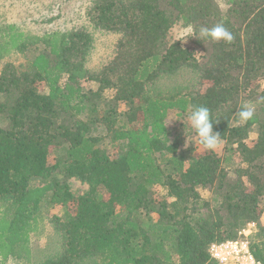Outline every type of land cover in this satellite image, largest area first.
Returning <instances> with one entry per match:
<instances>
[{
	"label": "trees",
	"instance_id": "trees-1",
	"mask_svg": "<svg viewBox=\"0 0 264 264\" xmlns=\"http://www.w3.org/2000/svg\"><path fill=\"white\" fill-rule=\"evenodd\" d=\"M225 3L223 12L215 0H92L83 26L38 36L0 21V60L41 43L23 65L0 68L3 260L26 247L45 201L66 210L52 219L60 252L40 264H218L209 245L251 222L249 248L264 264V0ZM220 21L232 44L171 41L175 24ZM98 31L116 39L91 68ZM184 68L193 85L152 90ZM244 103L254 118L241 123ZM193 105L220 120L221 143L184 157L164 119ZM72 177L88 185L81 195Z\"/></svg>",
	"mask_w": 264,
	"mask_h": 264
},
{
	"label": "rangeland",
	"instance_id": "rangeland-1",
	"mask_svg": "<svg viewBox=\"0 0 264 264\" xmlns=\"http://www.w3.org/2000/svg\"><path fill=\"white\" fill-rule=\"evenodd\" d=\"M92 0H0V21L15 24L20 30L31 35H39L51 30H64L73 26H83L84 14ZM221 11L224 12L229 5L225 0H215ZM189 26L178 23L170 30L171 41L182 39L183 44H189L190 34L187 33ZM116 36L98 31L93 43V52L88 60V66L96 68L108 58L111 47ZM41 43L30 46L25 53L13 52L0 60V68L5 61L16 65H23L29 60L32 51L40 47ZM196 82L195 74L189 69H182L174 75L159 78L151 86L152 90H165L167 92L177 88L189 87ZM92 85V84H91ZM89 87L90 84H85ZM93 86V85H92ZM188 113L179 114L178 111H169L164 119V125L168 134V143H174L178 152L184 157L191 153L203 150L198 136L192 132L187 119ZM251 136L254 138L255 133ZM110 137L104 139L107 149L110 150ZM112 150V149H111ZM68 188L72 194L81 195L88 189V185L76 177L67 180ZM162 193L166 191L156 187ZM65 207L58 203L43 202L40 206V213L44 220L39 223L36 231L31 232L29 241L25 248L18 253L8 255L7 259L0 256V264H40L46 258L54 257L60 252L61 237L52 222L55 216L62 217ZM245 232L239 234L236 240L243 242L249 252L250 237L254 227L246 228ZM93 260L83 261L80 264H95ZM214 261V260H213ZM216 262V261H214ZM217 263V262H216Z\"/></svg>",
	"mask_w": 264,
	"mask_h": 264
},
{
	"label": "clouds",
	"instance_id": "clouds-1",
	"mask_svg": "<svg viewBox=\"0 0 264 264\" xmlns=\"http://www.w3.org/2000/svg\"><path fill=\"white\" fill-rule=\"evenodd\" d=\"M187 33L195 36L200 41L224 42L232 44L236 37L234 33L220 21L212 26L201 25L197 29L192 26L187 28ZM239 122L245 123L254 118V107L248 103L240 106L235 113ZM192 132L199 138L200 145L207 150H215L221 143V134L214 131L213 124H218L219 119L214 120L211 116L210 109L202 105H193L187 116Z\"/></svg>",
	"mask_w": 264,
	"mask_h": 264
},
{
	"label": "built area",
	"instance_id": "built-area-1",
	"mask_svg": "<svg viewBox=\"0 0 264 264\" xmlns=\"http://www.w3.org/2000/svg\"><path fill=\"white\" fill-rule=\"evenodd\" d=\"M255 228V223L251 222L246 228ZM243 229L239 234L245 232ZM210 258L218 264H259L247 246L236 239L221 242H213L208 249Z\"/></svg>",
	"mask_w": 264,
	"mask_h": 264
}]
</instances>
